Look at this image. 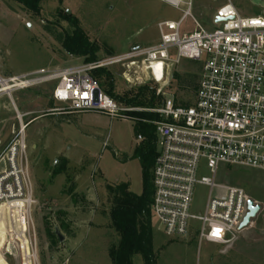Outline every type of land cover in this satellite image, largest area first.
Segmentation results:
<instances>
[{"label": "rangeland", "instance_id": "rangeland-1", "mask_svg": "<svg viewBox=\"0 0 264 264\" xmlns=\"http://www.w3.org/2000/svg\"><path fill=\"white\" fill-rule=\"evenodd\" d=\"M233 5L242 16L264 17V0H233ZM219 6L195 0L194 17L206 29H215ZM180 17V12L157 0H43L39 13L15 0H0V77L91 63L64 47L65 39L77 32L100 60L149 47L159 42V21ZM183 29L193 31L191 19L185 20ZM110 71L119 94L148 85L174 97L177 105L191 106L202 66L187 60L173 65L165 86L154 84L141 63H125ZM52 89L50 84L14 92L12 99L0 96V158L15 139L14 130H20V115L37 201L39 264H112L109 253L120 236L111 221L113 197L108 186L130 182L133 192L142 191V168L134 157L142 145L138 122L101 113L52 112L60 108L51 99ZM158 97L161 106L167 97ZM200 175L211 177L207 169ZM216 181L242 188L261 207L257 217L231 244L200 246L195 233L167 238L152 215L153 264H264V173L222 167ZM209 193L204 186L195 187L193 215L204 213ZM5 236L1 208L0 264H23L2 256ZM133 263L147 264L142 255Z\"/></svg>", "mask_w": 264, "mask_h": 264}, {"label": "built area", "instance_id": "built-area-1", "mask_svg": "<svg viewBox=\"0 0 264 264\" xmlns=\"http://www.w3.org/2000/svg\"><path fill=\"white\" fill-rule=\"evenodd\" d=\"M157 1L181 14L178 20L157 23V44L56 71L0 77V96L12 99L14 92L52 84L51 99L60 105L52 112L62 115L101 113L135 122V113L157 115L159 120L150 122L157 137L152 215L167 238L195 233L200 246L229 245L244 231L251 199L242 188L218 184L217 175L222 167L264 173V17L242 16L233 0H210L220 6L216 28L208 30L194 17L195 0ZM188 18L192 32L183 29ZM184 60L202 66L191 106L177 105L158 89V96L167 97L158 108H122L92 76L99 69L141 63L154 84L165 86L169 68ZM18 119L20 130H14L15 139L0 158L6 231L1 253L23 264H39L35 187L22 116ZM138 140L144 138L139 135ZM203 169L211 177L201 176ZM196 186L210 190L199 216L191 213Z\"/></svg>", "mask_w": 264, "mask_h": 264}, {"label": "trees", "instance_id": "trees-1", "mask_svg": "<svg viewBox=\"0 0 264 264\" xmlns=\"http://www.w3.org/2000/svg\"><path fill=\"white\" fill-rule=\"evenodd\" d=\"M29 11L39 13L43 0H15ZM64 47L73 56H83L86 62H97L96 52L87 39L79 32L65 39ZM100 88L109 95L119 106L124 108L155 109L160 106L157 88L142 86L137 89L119 94L116 92L115 76L110 68L99 69L92 73ZM180 82V77L175 76ZM139 130L144 140L135 151L134 157L139 160L142 168L143 193L134 195L129 184L109 185L108 190L113 197L111 221L120 236L117 247L110 250L112 264H134L133 259L142 255L147 264H153L151 255V207L154 196L153 168L157 157V137L154 125L150 122L159 120L151 113H135ZM145 121V122H144ZM138 135V136H139Z\"/></svg>", "mask_w": 264, "mask_h": 264}, {"label": "water", "instance_id": "water-1", "mask_svg": "<svg viewBox=\"0 0 264 264\" xmlns=\"http://www.w3.org/2000/svg\"><path fill=\"white\" fill-rule=\"evenodd\" d=\"M221 21L222 20H218L217 23H220ZM260 210H261V207L259 205H255V203L250 200L248 202V214L246 215V217H245V219L241 225V228L245 229L246 227H248L249 224L251 223V221L257 217ZM56 235H57L60 242L64 241V237L61 235V233L59 231L56 232Z\"/></svg>", "mask_w": 264, "mask_h": 264}, {"label": "crops", "instance_id": "crops-1", "mask_svg": "<svg viewBox=\"0 0 264 264\" xmlns=\"http://www.w3.org/2000/svg\"><path fill=\"white\" fill-rule=\"evenodd\" d=\"M120 184H129L130 186V191L134 194V195H137V196H141L142 193H143V187H142V191L138 192V193H135L132 191V187H131V183L130 182H123V183H120ZM118 185V184H117Z\"/></svg>", "mask_w": 264, "mask_h": 264}]
</instances>
